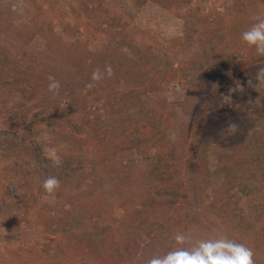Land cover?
Returning a JSON list of instances; mask_svg holds the SVG:
<instances>
[{
	"label": "rangeland",
	"instance_id": "obj_1",
	"mask_svg": "<svg viewBox=\"0 0 264 264\" xmlns=\"http://www.w3.org/2000/svg\"><path fill=\"white\" fill-rule=\"evenodd\" d=\"M257 17L264 0H0V264H147L176 232L264 264Z\"/></svg>",
	"mask_w": 264,
	"mask_h": 264
},
{
	"label": "clouds",
	"instance_id": "obj_2",
	"mask_svg": "<svg viewBox=\"0 0 264 264\" xmlns=\"http://www.w3.org/2000/svg\"><path fill=\"white\" fill-rule=\"evenodd\" d=\"M241 40L247 46L255 48L257 54L264 55V18L257 17V22L242 32ZM111 71L110 66L106 68L107 74L110 75ZM102 78L103 74L99 69L92 73L93 81ZM48 79L49 92L58 93L60 83L55 77L50 76ZM257 79L264 81V69L258 71ZM47 151L54 163L59 165L56 150L50 148ZM59 185L60 181L56 176H46L41 185L45 199L53 198ZM172 239L175 246L164 254L153 256L147 264H254L253 252L249 247L226 237H209L193 241L190 233L176 232Z\"/></svg>",
	"mask_w": 264,
	"mask_h": 264
},
{
	"label": "trees",
	"instance_id": "obj_3",
	"mask_svg": "<svg viewBox=\"0 0 264 264\" xmlns=\"http://www.w3.org/2000/svg\"><path fill=\"white\" fill-rule=\"evenodd\" d=\"M55 58H56V55H55ZM66 61H65V58L64 57H60L57 61L55 60V65H59V67H57L58 68V75H61L62 76V73H63V68H61L60 66V64H63V63H65Z\"/></svg>",
	"mask_w": 264,
	"mask_h": 264
}]
</instances>
